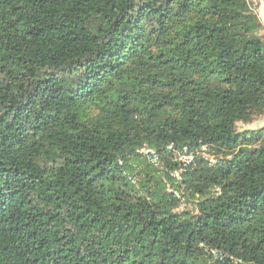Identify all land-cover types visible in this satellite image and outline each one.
Instances as JSON below:
<instances>
[{
	"label": "trees",
	"instance_id": "trees-1",
	"mask_svg": "<svg viewBox=\"0 0 264 264\" xmlns=\"http://www.w3.org/2000/svg\"><path fill=\"white\" fill-rule=\"evenodd\" d=\"M263 27L250 0H0V264H264Z\"/></svg>",
	"mask_w": 264,
	"mask_h": 264
},
{
	"label": "rangeland",
	"instance_id": "rangeland-1",
	"mask_svg": "<svg viewBox=\"0 0 264 264\" xmlns=\"http://www.w3.org/2000/svg\"><path fill=\"white\" fill-rule=\"evenodd\" d=\"M251 4L255 7V9L257 10V12H261L262 8H261V4H260V1L259 0H250ZM263 13V12H262ZM260 15V13H259ZM262 33H264V27L261 31ZM238 128L239 129H243V128H247V129H250V130H254L255 132H258L260 129L264 128V116L260 115V116H256L250 123L248 124H244L242 122L238 123ZM205 150V149H204ZM206 152V151H205ZM208 154V153H206ZM146 155V154H145ZM145 155H143L144 158H142V160H138V161H132V163L135 165V168L137 170H139L138 174H140L141 177L145 176V173L146 171H150V163H152V165L154 166V168L156 169L155 171L157 172V174H160L162 177H164V174L165 172L168 170V168H166L165 164L163 163V161L161 160V158L159 157L158 160H153L152 157L148 156V157H145ZM177 159H181L183 161L186 160L185 156H183L182 154L179 155L177 157ZM211 161L212 162H215V159L213 157H210ZM144 171V172H143ZM174 175L178 176L179 175V172H176L174 173ZM165 178V177H164ZM134 180V179H133ZM138 182V180H137ZM168 188L170 190H172L173 187H171V184L168 185ZM177 193L183 198V201L185 202L184 203V206L188 205V207H191V203L188 202V198H187V195L184 196V193H183V188L181 187Z\"/></svg>",
	"mask_w": 264,
	"mask_h": 264
},
{
	"label": "built area",
	"instance_id": "built-area-1",
	"mask_svg": "<svg viewBox=\"0 0 264 264\" xmlns=\"http://www.w3.org/2000/svg\"><path fill=\"white\" fill-rule=\"evenodd\" d=\"M143 152H144V154H146V155L152 157L153 160H157L158 155H157V153L155 152V150H152V149H150V148H145V149L143 150ZM185 158H186L185 161H186V162H189V161H191V160L193 159V156H192V155H188V156L186 155Z\"/></svg>",
	"mask_w": 264,
	"mask_h": 264
},
{
	"label": "crops",
	"instance_id": "crops-1",
	"mask_svg": "<svg viewBox=\"0 0 264 264\" xmlns=\"http://www.w3.org/2000/svg\"><path fill=\"white\" fill-rule=\"evenodd\" d=\"M259 1H260L261 8H262V9H261L262 11L259 12V13H260L261 20H262V22H263V24H264V18H263V17H264V16H263V15H264V7H263V6H264V0H259ZM262 5H263V6H262ZM262 12H263V13H262ZM262 14H263V15H262ZM262 16H263V17H262ZM263 34H264V33H263Z\"/></svg>",
	"mask_w": 264,
	"mask_h": 264
},
{
	"label": "water",
	"instance_id": "water-1",
	"mask_svg": "<svg viewBox=\"0 0 264 264\" xmlns=\"http://www.w3.org/2000/svg\"><path fill=\"white\" fill-rule=\"evenodd\" d=\"M262 6H263V5H262ZM263 7H264V6H263ZM262 15H263V14H262ZM263 16H264V15H263ZM263 16H262V17H263ZM263 18H264V17H263Z\"/></svg>",
	"mask_w": 264,
	"mask_h": 264
}]
</instances>
